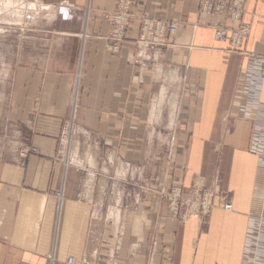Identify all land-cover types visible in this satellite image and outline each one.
Wrapping results in <instances>:
<instances>
[{"label":"crops","instance_id":"1","mask_svg":"<svg viewBox=\"0 0 264 264\" xmlns=\"http://www.w3.org/2000/svg\"><path fill=\"white\" fill-rule=\"evenodd\" d=\"M31 1L89 16L77 126L106 153L114 146L140 165L151 150L154 168L162 165L114 234L107 221L111 186L96 183L94 172H64L59 155L76 57L67 67L56 56L15 68L0 88V264H68L69 257L74 264H264V79L249 81L245 73L250 56H264V1H247L251 31L238 49L216 39V20L199 14L200 0H137L135 16L178 23L159 61L138 49L136 17L121 50H109L103 14L116 0ZM156 87L159 98L164 93L157 110ZM160 112L169 113L167 121L158 120ZM164 128L168 137L158 132ZM25 147L39 153L22 160ZM217 176L232 210L214 208L206 227L194 215L177 228L160 191L212 186ZM101 237L108 242L103 254Z\"/></svg>","mask_w":264,"mask_h":264},{"label":"rangeland","instance_id":"2","mask_svg":"<svg viewBox=\"0 0 264 264\" xmlns=\"http://www.w3.org/2000/svg\"><path fill=\"white\" fill-rule=\"evenodd\" d=\"M247 1H246V5H247ZM246 5H245V12L241 20V22L243 23H249L244 21V16L246 14ZM116 6H117V0H116L115 8ZM54 9L55 10H53L51 13H47V14L42 13L40 15L26 12L23 21H21L19 25L18 24L11 25L10 23L3 22L2 20H0V28H3L4 30L3 32H0V88L6 85L10 74L15 68L17 69L19 67L24 66L25 64L31 65L32 63L46 62L49 61V59L51 60V58L54 59L56 56H59L60 60H62L61 63H63L64 67H67L72 62L73 56L76 57V62H77L76 66L78 70L77 73L75 74V80L73 81L72 84L70 105H69V120L62 132L61 140L59 143V155L64 162V166H65L64 172H66V170L68 172V170L70 169H75L81 172H85L86 174H88L89 172L90 174L91 172H94L93 175H94V179H96V183H99L97 182L99 179H101L102 182L103 179H105V181L108 182V184L111 186V192L108 193L110 199V207L109 210H107V216L112 206L120 207L122 209L121 222H124L126 216H128V214L131 211L135 210L134 206L138 203V201L142 200V198L145 196L148 189H142V187H147V188L149 187V185L152 182V172H157V167H159V165L162 162L158 166L156 165L157 167L154 168L155 164L153 165L154 162L153 160L154 156L152 155L153 151L151 152L150 150L149 152L150 155L145 157V161L143 162V164L139 165L134 162L128 163L124 160L123 157L121 158V154L118 153L116 149H114V146L112 147L110 154L106 153L105 152L106 150H104L103 147H101L98 144L96 145V143H93L92 141L93 139L90 138V136L86 131L80 129L77 126L79 97L81 93L80 90H81V83L83 78L82 71H80L82 69V62H83L82 61V54L84 51L83 42L86 36L88 38V32L86 33L87 31L86 26L88 27L89 16L88 14H85V12L76 10L75 8L69 7L68 5L56 6L54 7ZM114 10L112 12H105L103 14V18L107 20L110 26L109 35L107 36V41L109 43V50H111L115 54L121 50L123 42L127 39V33L130 25L128 27L124 39L121 40V37L115 31L116 23L113 22L111 18L112 14L114 13ZM199 14L202 15L200 11V1H199ZM214 19L216 20V23L214 25L215 27L217 25L218 19L217 18ZM222 20L226 22L225 17L222 18ZM171 22H175V21H171ZM201 23H202L201 21H197L194 25L195 26L197 24L200 25ZM214 34H215V29H214ZM140 37H141V30H140L139 38L137 39L138 49L144 50V53H147V55L152 60L159 61V58L163 50L168 45L162 47L159 51L150 50L147 47L139 46L138 41ZM175 37L176 36H174V38ZM173 39L170 40V44L172 43ZM247 39L244 41V43L247 41ZM242 45L239 47H235L231 44L232 47L238 49H240ZM260 57L264 58V56H258V55H252L249 58V62L245 69L246 79H248L249 81L253 79V76H257L259 79L262 80V78H260V76H258L254 72L253 68L251 67L252 64H250V62L251 63L253 62L252 58L259 59ZM159 69L161 70V68ZM163 84H164L163 81H160L159 84L157 83V85H159V89ZM173 87L176 90L178 84H175ZM157 88L158 87H156V98H155L156 103H158V98L160 94L158 93L159 89ZM174 89L173 91H171L172 93H175ZM249 92L251 91L249 90ZM165 105L166 104H164V106L162 107L163 109L165 108ZM168 117H169V113L160 112V117L158 118V120L165 122V120L166 121L168 120ZM158 132H164L167 137L171 134V130L167 128L166 129L164 128V130L160 129L158 130ZM153 147H155V150H158V147H162V146H153ZM168 147H169L168 145H164L165 151L167 150ZM75 148L77 149L75 150ZM26 150H29L28 154L26 157L22 158L20 156V153ZM89 152L92 155H94L96 158L97 161L96 168H91V166L87 165L86 155H88ZM38 153L39 152L36 147H25L22 148L21 151L19 152V157L22 160H24L27 159L30 155H34ZM111 155L113 156L112 160H110ZM75 157L76 159L77 157H79L78 159H80L81 157L82 161H84L83 165H79L75 163L73 164L71 163L70 160L68 161L66 160L67 158L73 159ZM104 158L106 159L104 160ZM107 167H108V172H106V170L104 169ZM120 168L121 169L125 168V170L127 169L122 176L121 174H119L120 172L118 173V170ZM91 169L92 171H90ZM99 172H101L102 175L105 174L106 177L104 178L103 176H99ZM197 187H199L197 184L192 185L191 187L188 188H185L183 186H175L170 190L160 191L159 198H161V204L165 205V207L170 213L171 221L175 224L177 228L184 226L187 223V222L186 223L182 222L181 214L184 213V211L187 210L188 208V203L186 199L188 198V196H190L191 192L197 190ZM201 188L203 190L210 189L214 192L213 194L214 205H218L221 208L223 202L224 203L229 202L232 204L231 198L228 195L223 194L222 192V181L220 176H217L215 178L212 186L202 185ZM137 190L139 192L141 191V193L139 192L137 193L136 192ZM179 190L180 192H178ZM173 195H176L177 197V207H178L177 214L173 207L174 202L172 201L171 198ZM58 197L61 203L63 200V193L59 192ZM217 198H219L220 200V202L218 203L216 202ZM209 217H210V213L202 215L201 224H203V227H206L208 225ZM107 221L113 233L118 235L121 231L120 230L121 227L119 228V225H117V223L114 221L113 218L109 219L108 217ZM122 228H124L123 225ZM154 232L157 231L154 230ZM101 239L102 237L96 243L98 245V248L101 249L100 250L101 253L103 254V249L105 248L108 242ZM153 239L154 240L152 242V246L157 244L155 242L156 241L155 237ZM115 246H119L118 240L112 243V247Z\"/></svg>","mask_w":264,"mask_h":264},{"label":"built area","instance_id":"3","mask_svg":"<svg viewBox=\"0 0 264 264\" xmlns=\"http://www.w3.org/2000/svg\"><path fill=\"white\" fill-rule=\"evenodd\" d=\"M247 0H200V11L202 15L211 18H217V25L214 27L215 36L219 41H230L235 47L241 46L248 38L251 30L250 23L241 22L242 16L245 12V5ZM137 0H117V6L112 14V21L116 23L115 31L124 39L130 21L133 17L140 20L141 37L139 39V46H144L150 50L159 51L162 47L170 44V40L177 34L178 25L176 22H171L162 18H154L145 14L135 16L133 13L134 7L137 5ZM226 18V22L222 18ZM220 19V21H219ZM202 25V23L200 24ZM198 26V24L196 25ZM252 68L254 72L264 79V58H252ZM29 150L22 151L20 156L26 157ZM180 192V190L178 191ZM214 192L212 190H203L200 186L197 190L191 192L186 199L188 203L187 210L181 214L182 222L192 214L194 210L198 216L211 213L215 207L213 200ZM173 207L178 213L177 197H172ZM224 209H231L232 205L229 202H223ZM69 264L73 263V258H69Z\"/></svg>","mask_w":264,"mask_h":264},{"label":"bare ground","instance_id":"4","mask_svg":"<svg viewBox=\"0 0 264 264\" xmlns=\"http://www.w3.org/2000/svg\"><path fill=\"white\" fill-rule=\"evenodd\" d=\"M53 10H55L53 6L48 5V4H45V3L37 2V1H31V0H0V20H2L3 22L10 23L11 25H16V24L19 25V23L21 21H23V18H24V15H26V12H29V13H32V14H39L40 15L42 13H44V14L51 13ZM3 31H4L3 28H0V32H3ZM163 99H164V93L161 95V98L158 99V101H159L158 104H155V107H154L155 110L157 109V106H159L158 108L160 109L161 102L163 101ZM76 149L77 148H75V150ZM86 156H87V159H86L87 160V165L88 166H91V168H96V162L97 161H96L95 156L92 155L90 152ZM112 157L113 156L111 155L110 156V160H112ZM78 158L79 157H77V159H76V157L73 158V159L67 158L66 160L67 161L70 160L71 163H73V164L75 163V164L83 165L84 161H82L81 157H80V159H78ZM104 169L106 170V172H108V167L107 168H104ZM126 170H125V168H122V169L120 168L118 170V173L120 172L119 174H121V176H122L125 173ZM90 171H92V169ZM93 179H94V177H93ZM90 182H91V180H90ZM215 208H220V207H215ZM222 209H224V208H222ZM225 210H232V208L231 209H225ZM191 213L192 214L189 216V218L191 216H194V215L198 216L197 214H195V211L194 210H192ZM121 215H122V209L120 207H114V206H112V208H110V212L108 213V216L107 217H109V219L110 218H113L114 221L117 223V225H120L121 217H122ZM69 258H73V263L72 264H74L75 263V258L74 257H69ZM68 261H69V259H68Z\"/></svg>","mask_w":264,"mask_h":264}]
</instances>
